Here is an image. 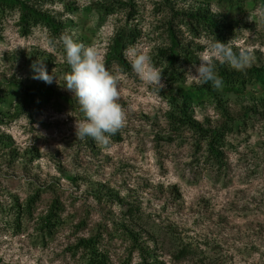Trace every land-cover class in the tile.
<instances>
[{"label":"rangeland","instance_id":"1","mask_svg":"<svg viewBox=\"0 0 264 264\" xmlns=\"http://www.w3.org/2000/svg\"><path fill=\"white\" fill-rule=\"evenodd\" d=\"M169 1L177 12L208 11L231 32L235 52L253 50L247 71L264 69V0L233 6ZM131 2L132 19L127 9L111 15L100 9ZM163 6L164 0H63L44 7L63 25L58 36L43 27L25 36L18 14L0 13V264H88L79 244L92 239L108 264H264V80L244 92L208 93L187 72L211 40L181 29L194 61L181 65V80L171 81L164 60L158 62L170 47L172 15ZM131 30L139 38L123 51L126 71L112 56L118 34ZM65 32L97 47L120 77L127 117L122 142L77 138L74 125L83 114L63 86L70 71L59 41ZM134 48L147 51L163 71L164 88L133 72L126 53ZM41 63L49 75L54 69L51 84L33 78V65ZM216 69L219 75L237 72L219 62ZM15 84L40 85L54 96L25 116L17 110ZM181 109L205 130L243 125L227 139L222 169L197 153L192 132L173 131L170 117ZM54 206L60 222L49 233L44 221ZM184 248L191 252L186 258L179 256Z\"/></svg>","mask_w":264,"mask_h":264},{"label":"trees","instance_id":"2","mask_svg":"<svg viewBox=\"0 0 264 264\" xmlns=\"http://www.w3.org/2000/svg\"><path fill=\"white\" fill-rule=\"evenodd\" d=\"M236 0H226V2L233 6ZM63 0H0V13L6 15V13H16L20 17V27L25 36L31 34L33 28L43 27L58 36L61 32L63 25L57 22L56 18L50 15L44 10L47 5H54L56 3H62ZM112 8L111 6L100 7L101 12L105 15H111L116 11L128 10V17L132 19L135 14V5L131 3H118ZM165 9L168 7L169 12L172 15V19L168 24L167 37L170 41V47L164 51L159 52L158 62L161 59L166 63V73L169 74L170 80L176 79V81L182 79L181 65L186 63H192L194 60L191 57V47L185 46L181 29H185V32L194 39H209L216 38L220 42L227 43L231 37V32L226 26L219 24L217 19L210 15L208 11L198 10L195 13L177 12L174 6L169 0H164ZM139 38V32L136 30L123 31L118 34L115 39L114 54L112 60L118 63L126 71L130 70V65L123 57V51L129 46L136 43ZM223 79V88L227 92H244L249 86L261 85V80H264V69H251L245 73L233 72L228 73L222 71L219 75ZM20 92L19 103L17 110L21 111L23 115L31 116L35 108H38L42 102H49L54 96V91L46 89L40 85L25 86L23 84H15ZM264 89V84L261 85ZM204 89L209 93L214 88L211 83L205 84ZM202 90V89H201ZM0 92V103H4ZM21 96V98H20ZM176 112L180 113L176 117L173 115L170 117V124L173 131L178 133L183 130L190 131L194 134L196 142L194 144L198 154L204 153L207 157L208 164L211 168L222 169L225 160V150L228 146V137L231 134L239 133L240 128L243 127L241 123L229 124L227 123L218 129L205 130L202 126L196 124L188 115L186 110L181 109ZM180 117V118H179ZM248 120V118L246 119ZM245 127V126H244ZM110 139L116 143L122 142V138L119 133L112 136ZM93 139H89V142H93ZM30 209L28 214H30ZM59 208L54 206L50 215L45 219L44 229L51 230L56 229L59 225V218L57 212ZM128 212L135 215L137 212L133 208H129ZM97 240L92 239L88 241H82L79 244V248H82L87 254L88 264H108L107 258L103 255L98 247ZM191 252L188 248L180 250V257H188Z\"/></svg>","mask_w":264,"mask_h":264},{"label":"clouds","instance_id":"3","mask_svg":"<svg viewBox=\"0 0 264 264\" xmlns=\"http://www.w3.org/2000/svg\"><path fill=\"white\" fill-rule=\"evenodd\" d=\"M260 15L264 19V10H261ZM59 41L64 50L63 62L70 67V71L63 77V86L74 93L83 114L82 119L75 121L76 136L79 139L91 138L98 144L107 145L110 138L119 133L127 122L126 111L119 102L120 77L109 71L105 56L97 47L78 42L67 32L61 34ZM126 55L133 72L141 81L159 90L165 87L162 82L163 71L153 64L147 51L134 48ZM254 59L252 49L241 48L237 53L229 41L224 43L214 38L199 54V64L194 63L187 74L198 85L211 83L214 89H220L223 79L217 72L216 62L246 74ZM33 68L36 73L34 79L48 84L53 82L54 69L53 75H49L42 63L39 66L34 64Z\"/></svg>","mask_w":264,"mask_h":264}]
</instances>
